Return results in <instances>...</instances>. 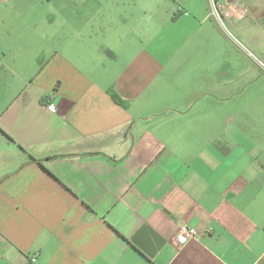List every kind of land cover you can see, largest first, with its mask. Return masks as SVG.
I'll return each mask as SVG.
<instances>
[{
	"label": "crops",
	"instance_id": "0c3cea01",
	"mask_svg": "<svg viewBox=\"0 0 264 264\" xmlns=\"http://www.w3.org/2000/svg\"><path fill=\"white\" fill-rule=\"evenodd\" d=\"M0 264H264V0H0Z\"/></svg>",
	"mask_w": 264,
	"mask_h": 264
},
{
	"label": "built area",
	"instance_id": "2783aa9c",
	"mask_svg": "<svg viewBox=\"0 0 264 264\" xmlns=\"http://www.w3.org/2000/svg\"><path fill=\"white\" fill-rule=\"evenodd\" d=\"M218 7H216V9H215L216 12L218 11ZM237 11H238L237 13L240 16H243V14H244L243 10L240 9V10H237ZM232 12H234V11H232ZM49 109L50 110H55V106L53 104H51V105H49ZM196 236H197V232H196V230L194 228L188 227L187 225H180L179 226L178 233H177V238H178V241L180 242V244H185L188 241L194 239ZM35 261H36V257L32 256L31 257V262L35 263Z\"/></svg>",
	"mask_w": 264,
	"mask_h": 264
},
{
	"label": "trees",
	"instance_id": "16d2710c",
	"mask_svg": "<svg viewBox=\"0 0 264 264\" xmlns=\"http://www.w3.org/2000/svg\"><path fill=\"white\" fill-rule=\"evenodd\" d=\"M112 98H113V100H114L116 103L122 105L121 101H120L116 96L112 95ZM8 138H9V137H8ZM9 139H10V138H9Z\"/></svg>",
	"mask_w": 264,
	"mask_h": 264
}]
</instances>
